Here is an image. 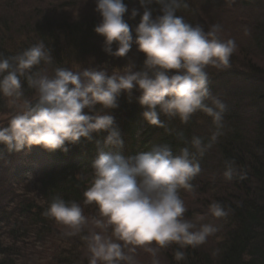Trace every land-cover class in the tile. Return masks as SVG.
<instances>
[{
	"label": "clouds",
	"instance_id": "clouds-1",
	"mask_svg": "<svg viewBox=\"0 0 264 264\" xmlns=\"http://www.w3.org/2000/svg\"><path fill=\"white\" fill-rule=\"evenodd\" d=\"M94 2L101 17L94 31L104 37L103 51L124 58L135 45L145 56L143 65L137 70L129 62L113 68L111 74L106 66L58 67L49 75L34 71L53 61L43 41L16 56H0V96L7 98L15 113L7 126H0V145L9 153L33 145L67 152V144L105 134L103 145L115 151H98L91 163L94 179L83 193V204H95L97 215H85L81 203L66 202L60 196L53 198L44 214L66 235L85 241L88 264H142L141 252L148 255L150 264H161V250L173 245L179 264L186 260L187 248L207 243L219 231L203 216L185 218L188 209L178 190H194L200 158L223 134L228 106L212 96L207 68H228L237 45L219 24L205 30L176 15L186 6L184 0H139L145 10L134 28L124 19L128 7L123 0ZM153 2L161 5L162 12L155 18L146 7ZM137 15L133 8L129 19ZM23 81L35 90L32 99L24 97ZM134 89L140 92L142 117L150 126L164 127L161 115L187 124L200 111L212 119L215 130L209 141L194 136L179 154L161 144L125 156V142L112 110L122 93L131 97ZM96 143L99 146L101 141ZM233 164L225 161L223 175L228 181L234 176ZM209 211L215 218L228 215L219 202H213Z\"/></svg>",
	"mask_w": 264,
	"mask_h": 264
},
{
	"label": "trees",
	"instance_id": "trees-1",
	"mask_svg": "<svg viewBox=\"0 0 264 264\" xmlns=\"http://www.w3.org/2000/svg\"><path fill=\"white\" fill-rule=\"evenodd\" d=\"M123 2L128 7L124 19L134 28L145 8L139 0ZM184 3L186 6L176 15L205 30L213 24L221 25L225 36L237 45L228 68L238 66L255 84L239 90L226 89L228 92L221 96L213 85H208L212 96L228 106L223 134L200 158L201 171L192 181L194 190L178 191L188 209L185 218L203 216L204 222L215 223L219 231L207 243L187 248L186 260L179 264H264V0H184ZM85 6L88 8L84 13ZM95 7L94 0H0V56H16L43 41L51 50L53 61L42 63L34 71H46L49 75L72 60L98 57L104 37L94 31L101 20ZM146 7L155 17L162 15L161 5L153 2ZM133 8L139 15L129 19ZM71 11L78 16L63 13ZM15 38L21 41L15 43L12 41ZM137 55L138 70L145 56L139 51ZM211 69L214 67L207 68ZM212 78L213 75L209 76V82ZM22 87L25 98L35 96V90L26 81ZM125 95L118 98V107L112 110L125 142V156L150 151L161 144H168L174 154H179L194 136L207 143L215 130L211 117L200 111L187 124L161 115L165 126H150L142 117L144 109L137 99L140 94ZM2 100L7 98L0 96V104ZM104 135L94 134L92 140L81 138L77 144H67V152L59 149L50 152L39 145L26 147L21 151L26 154L21 162L26 164L20 168L13 165L16 152L9 153L6 146L0 145V264H88L85 241L66 235L44 213L53 198L60 196L66 202L81 203L84 214L93 216L97 206L92 204L91 209V205L83 204V193L94 179L91 163L98 151H115L103 145ZM97 139L101 141L99 146ZM225 161L234 162L231 181L223 175ZM29 175L36 176L38 182L34 196L27 180ZM24 182L27 183L22 185ZM213 202L221 203L228 215L213 217L209 211ZM48 247L47 258L38 261L33 258L38 248L42 252L48 251ZM176 247L161 250V264H178L174 259ZM139 258L142 264H150L147 254L141 252Z\"/></svg>",
	"mask_w": 264,
	"mask_h": 264
},
{
	"label": "rangeland",
	"instance_id": "rangeland-1",
	"mask_svg": "<svg viewBox=\"0 0 264 264\" xmlns=\"http://www.w3.org/2000/svg\"><path fill=\"white\" fill-rule=\"evenodd\" d=\"M87 8L88 7H86V6L84 7V13H85V11H87ZM63 13L68 14V15L70 14V15L78 16V13L74 12V11L63 12ZM152 15H153V17H155V13L152 12ZM12 41L13 42L15 41V43H16V42H20L21 40H18L15 38ZM103 46H104V43L102 45L101 53L98 57L87 56V57H83L82 59L72 60L71 62L68 63V65L66 67L72 68L73 70H75V69L80 68V67H84V68L97 67V68H99V67H105L106 66L109 74H111V71L113 68H121L129 62H133L135 64V61L138 60L137 49H136L135 45H133L130 52L124 58H114V57L109 56L107 53H105L103 51ZM115 48H116V44L114 43L113 44V50H115ZM239 57L245 58L244 56H239ZM135 66H136V64H135ZM228 69H229L228 71H225L226 69L217 70L216 68L211 69V70H207L209 73V76L213 75V78L210 80V82H208V85L211 87L213 85L214 88L216 89L215 92H217L220 96L222 95L223 92H228V90H226V89L239 90L241 87L247 88L250 86V84H255L254 81L250 82V76L245 75L246 73L243 74L239 70L238 66L237 67H236V65L231 66ZM137 94H140V92H137L134 89L132 96L137 95ZM121 96H124V93H122ZM125 96H128V95H125ZM245 104H247V103H245ZM0 108L4 109V111L0 112V126H1V125H5L8 122V120L11 118V116L14 115L15 113H14V110L11 107H9L8 100H2V102L0 104ZM85 111H87V109H85ZM24 155H26L25 152L16 153L15 158H17V159H13L14 167L20 168L26 164V163L21 162V161H25L26 156H24ZM28 178H30L28 182L30 184L29 187L31 188L30 189L31 194H32V196H34L36 193L35 188L38 186V182H36V179H35L36 177L34 178V176L33 177L30 176ZM20 190L21 189L19 188L18 191H20ZM91 209H92V205H91ZM93 215H97V207L95 209H93ZM47 249H49V250L48 251L44 250L45 252L44 251L40 252V249L38 248L37 249L38 252H36L33 255L34 256L33 258L37 261L41 257L47 258L50 254V247H48Z\"/></svg>",
	"mask_w": 264,
	"mask_h": 264
},
{
	"label": "bare ground",
	"instance_id": "bare-ground-1",
	"mask_svg": "<svg viewBox=\"0 0 264 264\" xmlns=\"http://www.w3.org/2000/svg\"><path fill=\"white\" fill-rule=\"evenodd\" d=\"M80 155H81V156H84V155H85L84 151H81V152H80ZM80 155H79V156H80ZM29 179H30V178H27V180H29ZM25 184H26V182H24L22 185H25Z\"/></svg>",
	"mask_w": 264,
	"mask_h": 264
}]
</instances>
